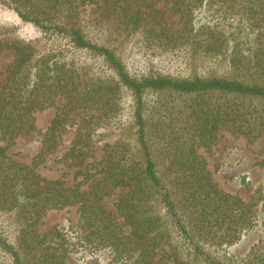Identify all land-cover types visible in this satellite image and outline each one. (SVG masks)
Masks as SVG:
<instances>
[{
    "label": "trees",
    "instance_id": "1",
    "mask_svg": "<svg viewBox=\"0 0 264 264\" xmlns=\"http://www.w3.org/2000/svg\"><path fill=\"white\" fill-rule=\"evenodd\" d=\"M160 2L185 17L192 47L207 52L201 60L207 69L191 72L186 65L185 76L134 71L115 46L85 30L91 24L101 34H141L178 48L179 37L155 25L154 4ZM2 3L42 34L25 40L0 25V50L17 52L0 84L6 141L0 146V264H70L69 236L58 228L41 234L38 226L47 210L72 205H78L82 230L75 245L108 249V264H264V243L246 258L227 249L259 224L255 205L263 199L262 186L249 201L224 191L196 151L224 127L249 140L264 135V0ZM221 68L227 72L219 74ZM57 98L66 103L38 130V157L62 144L71 117L101 128L103 165L81 172L83 189L82 182L46 179L7 152L15 138L37 131L36 113ZM87 145L79 136L62 160L83 165ZM120 187L127 191L111 212L103 200Z\"/></svg>",
    "mask_w": 264,
    "mask_h": 264
},
{
    "label": "rangeland",
    "instance_id": "2",
    "mask_svg": "<svg viewBox=\"0 0 264 264\" xmlns=\"http://www.w3.org/2000/svg\"><path fill=\"white\" fill-rule=\"evenodd\" d=\"M154 7L157 9L155 14L157 29L164 30L168 35L179 37L178 48L157 45L144 40L145 38L141 34L135 35L134 38H126L107 31L101 34L93 29L91 24H87L85 30L88 34L95 35V40L115 46L124 62L134 71L143 72L150 69L161 73L175 72L174 74L185 76L189 70L196 71L195 66H199L198 70L206 68L201 60L207 52L197 51L192 47L195 41L189 37L185 17L175 14L167 4L161 2L154 4ZM0 25L9 26L13 30L11 33L13 36L25 40L36 38L42 34L38 26L22 20L12 8L3 4L2 0H0ZM16 56L17 52L14 49L0 50V84L6 79L8 64ZM183 59H187V61L190 59V63L183 62ZM204 60H207V57ZM226 72V68L219 69V74ZM65 103L64 98H57L54 105L38 111L35 121L37 131L27 132L15 138L8 145L7 152L15 160L33 166L35 171L46 179H61L65 185H76L82 182L80 187L83 189L87 183L83 182L84 174L81 172H84L86 168L96 172L103 165L102 141L98 135L101 128H87L83 126L79 117L73 119L71 117L67 123L62 144L45 158L39 159L38 157L42 147L38 130H45ZM83 135L88 139L86 148L89 151L85 163L79 166L71 164L70 161H63V153L79 136ZM5 144L6 141L2 138L0 131V146ZM196 151L204 158L214 181L224 191L236 194L245 201L251 199L259 186H262L264 192V135L249 140L244 134L224 127L218 131L215 140L209 144H197ZM126 191L127 188L120 187L106 196L103 200L106 208L111 212H116L117 202ZM255 210L259 215V224L244 234L240 240L227 246L230 255L246 258L255 247L264 243V195L263 199L255 205ZM79 220L78 205L50 209L43 214L38 231L41 234H46L50 230L58 228L69 236L73 243L71 247L74 248L69 253L70 264H108L111 259L108 249L92 252L78 244L75 245L74 242H78V236L82 232Z\"/></svg>",
    "mask_w": 264,
    "mask_h": 264
}]
</instances>
